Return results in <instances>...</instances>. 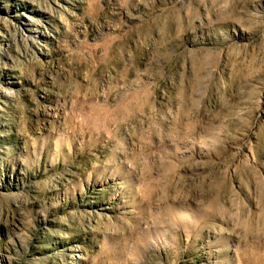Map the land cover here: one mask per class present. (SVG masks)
<instances>
[{
  "label": "rangeland",
  "instance_id": "1",
  "mask_svg": "<svg viewBox=\"0 0 264 264\" xmlns=\"http://www.w3.org/2000/svg\"><path fill=\"white\" fill-rule=\"evenodd\" d=\"M0 264H264V0H0Z\"/></svg>",
  "mask_w": 264,
  "mask_h": 264
}]
</instances>
